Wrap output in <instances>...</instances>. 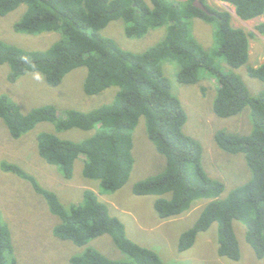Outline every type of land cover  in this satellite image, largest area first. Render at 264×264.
<instances>
[{
    "label": "trees",
    "instance_id": "trees-1",
    "mask_svg": "<svg viewBox=\"0 0 264 264\" xmlns=\"http://www.w3.org/2000/svg\"><path fill=\"white\" fill-rule=\"evenodd\" d=\"M195 0H0V16L27 5L24 16L14 24L17 32L39 34L61 32V39L45 50H24L0 40V64L8 63L10 80L15 82L28 72L40 71L50 85H59L65 76L80 66L87 67L85 92L94 95L110 86L120 89L109 104L89 111L71 109L58 116L49 105L23 113L9 96H0V117L11 135L20 138L43 121H53L58 131L74 127L95 129L80 141L42 131L37 136L40 155L58 165L66 178L74 173L76 160L85 156L83 172L100 181L105 192L123 187L133 165V132L141 116L147 120V134L156 149L167 157L165 169L139 180L133 186L137 195L154 194L156 210L162 219L178 216L200 198H214L202 209L198 219L179 238V250L191 248L198 233L212 223H219L221 256L232 260L241 257L233 221L247 226L246 238L258 258L264 257V90L252 95L245 82L234 73H226L193 39L189 31L191 18L218 19L220 49L228 64L240 67L249 59V37L253 33L231 23L227 11L216 10L201 0L213 14L194 6ZM234 5L243 20L264 17V0H221ZM122 19L127 34L140 37L149 29L167 27L164 39L148 51L136 53L119 46L101 34L110 21ZM264 34V20L256 25ZM173 56L181 63L178 80L183 84L199 81L201 68L218 82L213 110L219 117H231L250 109L252 129L249 133L220 129L215 140L229 153H243L251 178L219 200L224 183L212 179L202 166V144L187 135L183 127L187 114L181 100L172 93L170 80L162 73L160 61ZM252 77L264 82V62L248 66ZM193 166V171L190 167ZM4 170L32 182L50 210L60 217L54 228L57 237L73 241L86 249L71 258L72 264H166L151 248L131 240L124 223L111 214L92 189L84 192V201L65 204L57 193L44 187L29 170L13 162H4ZM169 195V196H168ZM110 234L129 261L106 256L88 246L99 236ZM0 264H18L8 224L0 212Z\"/></svg>",
    "mask_w": 264,
    "mask_h": 264
},
{
    "label": "rangeland",
    "instance_id": "rangeland-1",
    "mask_svg": "<svg viewBox=\"0 0 264 264\" xmlns=\"http://www.w3.org/2000/svg\"><path fill=\"white\" fill-rule=\"evenodd\" d=\"M145 1L151 4L150 0ZM205 3L216 10L229 12L233 26L253 33L249 37V59L244 65L235 68L218 52L221 33L216 18H191V36L213 58L218 67L226 73L240 76L251 94L257 95L264 90V82L249 75L247 69L249 65L258 66L264 62V34L256 29V25L263 21L264 17L243 20L236 14L232 4L221 0H205ZM26 11L27 5L21 4L8 14L0 16V40L24 50H45L61 39L62 34L58 31L39 34L17 32L14 24ZM101 34L112 38L124 49L142 53L164 39L167 27H156L140 37H131L127 34L125 21L115 19L101 30ZM159 65L162 73L171 82L172 93L181 100L187 114L184 132L202 144L203 168L212 179L224 183V191L217 197L224 200L236 187L251 178V171L245 155L229 153L220 148L215 134L220 129L249 133L252 129L250 109L246 108L231 117H219L213 110L218 82L208 70L200 69L197 83L183 84L177 77L181 69L177 58L166 56ZM10 74V65L0 64V96H9L20 105L23 113H28L38 106L49 105L55 109L58 116L65 117L66 112L71 109L89 111L111 103L120 89L119 86H110L97 94H87L84 89L86 66L71 71L59 85H50L40 71L28 72L15 82L10 80ZM42 131L80 141L94 134L95 129L83 130L74 127L58 131L55 123L49 120L38 123L20 138H14L6 122L0 117V212L10 228L18 264H72L71 258L82 253L86 246H79L55 235L54 228L60 217L50 210L45 197L35 190L31 181L4 170V162H13L29 170L44 187L56 192L60 200L67 205L83 202L85 190H94L100 200L107 203L111 214L124 223L127 236L134 242L156 251L166 264H264V257L258 258L247 241V226L239 220L233 221V227L240 246V259L232 260L219 255L218 222L212 223L206 231L198 233L191 248L179 250L178 243L182 233L193 226L202 209L214 198L197 199L187 211L162 219L155 207L158 195L134 193L133 186L136 182L162 172L167 165V157L156 149L148 137L145 116L140 117L133 132L134 165L129 180L113 192L103 191L99 180L84 175L85 156L76 160L71 178H66L58 165L48 163L38 150L37 136ZM88 246L99 249L110 258L130 260V257L117 247L110 234L97 237Z\"/></svg>",
    "mask_w": 264,
    "mask_h": 264
},
{
    "label": "water",
    "instance_id": "water-1",
    "mask_svg": "<svg viewBox=\"0 0 264 264\" xmlns=\"http://www.w3.org/2000/svg\"><path fill=\"white\" fill-rule=\"evenodd\" d=\"M193 4L195 7L207 12L208 14H213L201 0H195Z\"/></svg>",
    "mask_w": 264,
    "mask_h": 264
}]
</instances>
